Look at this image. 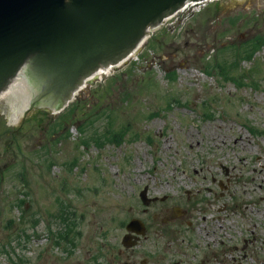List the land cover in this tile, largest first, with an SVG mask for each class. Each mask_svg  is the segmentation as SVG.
<instances>
[{"label": "rangeland", "instance_id": "rangeland-1", "mask_svg": "<svg viewBox=\"0 0 264 264\" xmlns=\"http://www.w3.org/2000/svg\"><path fill=\"white\" fill-rule=\"evenodd\" d=\"M263 7L196 6L61 113L0 111V264L58 254L50 232L70 228L74 262L97 256L122 223L154 230L173 206L203 229L209 264H264Z\"/></svg>", "mask_w": 264, "mask_h": 264}, {"label": "water", "instance_id": "water-1", "mask_svg": "<svg viewBox=\"0 0 264 264\" xmlns=\"http://www.w3.org/2000/svg\"><path fill=\"white\" fill-rule=\"evenodd\" d=\"M204 1L0 0V111H63L141 60L160 29ZM212 1L250 2L205 5ZM141 198L150 203L147 189ZM128 230L144 233L138 220Z\"/></svg>", "mask_w": 264, "mask_h": 264}, {"label": "flooded vegetation", "instance_id": "flooded-vegetation-1", "mask_svg": "<svg viewBox=\"0 0 264 264\" xmlns=\"http://www.w3.org/2000/svg\"><path fill=\"white\" fill-rule=\"evenodd\" d=\"M2 107L9 113L10 106L3 105ZM32 110L49 111L45 107H36ZM145 189H147V198L153 202L152 198L157 197H149L148 187L146 186L143 190ZM61 206L66 209L64 203ZM168 209L170 210L171 207ZM61 212L62 216H60ZM189 213V208L185 206H173L171 217L163 218L162 226L154 230L151 229L148 222H145L146 220L133 217L126 224L119 225L124 232L115 236L111 244L103 243L97 256L85 257L81 255L77 262H74L72 250L75 246L74 238L71 235L72 228L68 231H51L53 245L61 248V251L58 254L53 253V249L38 253L35 251L33 264H209L210 250H205L209 249V245L201 237L203 229L199 224L189 219ZM55 216L68 223L69 217L66 210H60ZM133 220L141 222L144 233L128 230V225ZM170 224L171 227H169ZM34 225H36V220ZM29 238L27 234H22V243L20 244L22 251L27 250ZM18 264L31 263L30 259L23 255L20 256Z\"/></svg>", "mask_w": 264, "mask_h": 264}, {"label": "trees", "instance_id": "trees-1", "mask_svg": "<svg viewBox=\"0 0 264 264\" xmlns=\"http://www.w3.org/2000/svg\"><path fill=\"white\" fill-rule=\"evenodd\" d=\"M208 66H209L208 67L209 69H214V68L218 69L221 72L220 73L221 74L220 77H222V78H229V75L226 72V69L227 68L224 65L219 64V65L214 66L213 64H210ZM114 137H116V136H114Z\"/></svg>", "mask_w": 264, "mask_h": 264}, {"label": "bare ground", "instance_id": "bare-ground-1", "mask_svg": "<svg viewBox=\"0 0 264 264\" xmlns=\"http://www.w3.org/2000/svg\"><path fill=\"white\" fill-rule=\"evenodd\" d=\"M9 115H10V117L12 118V117H15V116L17 115V113L9 112Z\"/></svg>", "mask_w": 264, "mask_h": 264}]
</instances>
